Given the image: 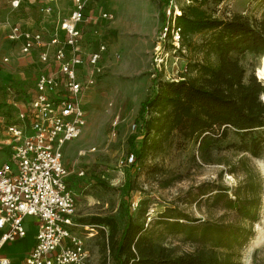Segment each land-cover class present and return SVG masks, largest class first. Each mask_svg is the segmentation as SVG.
<instances>
[{
    "label": "rangeland",
    "instance_id": "obj_1",
    "mask_svg": "<svg viewBox=\"0 0 264 264\" xmlns=\"http://www.w3.org/2000/svg\"><path fill=\"white\" fill-rule=\"evenodd\" d=\"M102 1L108 2L109 10L113 14L110 20L111 39L102 60L104 72L83 92L81 98L87 114L86 126L79 138L64 149L67 180L70 183L71 178L75 179L78 187L74 190L76 219L85 225L94 216L112 217L121 231L127 214L131 213L136 220L145 223L146 234L153 240L164 243L176 253L192 251V245L184 241L181 235L168 234L162 222L166 220V216L173 215L175 209L192 219L232 220L233 213L214 204L212 196L216 193V187H229L232 191L242 181L243 175L239 166L237 173L228 172V164H236L242 154L223 151L216 157L217 162L201 165H195L191 158L192 145L181 150L172 149L165 155H157L155 159H149L147 164L157 163L170 171L173 177L182 175L181 179L166 188L160 187L154 180L159 175L150 176L137 166L127 164L128 155L135 152L130 145V138L137 135V128L133 124H136L140 103L152 92V80L154 77L162 80L179 79L187 73V63L195 59V56L191 50L174 49L169 41L158 44L159 32L166 19L167 0H163V4L158 0H150L153 5L159 3L158 7L155 6L157 21H148L144 29L124 20L119 25L114 24L124 15L120 4L114 7L112 0ZM72 2L73 0H61V3L60 0H55L54 3L48 0H28L25 8L13 12L10 7L11 0H0V13L19 19L31 15L37 18L34 19L36 23L42 22L41 15L44 13L49 25H52L51 23L56 24L69 15ZM184 4L185 0H176L178 7ZM46 6L51 7L49 12L43 10ZM208 8L214 9V13L223 18L234 13L264 18V0H224L218 5L209 4ZM95 14L96 10L88 2L86 17ZM90 26L88 22L83 26L85 44L90 36ZM202 37L203 35L196 34L192 40L199 43ZM0 40V60L3 56H8L9 65L16 63L19 66V52L8 46L2 34ZM260 58L261 55L245 56L242 62L246 79L253 73L261 80L257 75ZM36 69L32 70V74L31 69L25 67L17 68L16 71L10 70L18 77L32 80ZM261 82L264 85L262 80ZM30 85V82L23 81L20 87L30 88ZM4 101L5 95L0 89V117L7 120L12 114L5 107ZM245 156L250 160L251 168L262 176L263 203L259 220L254 225V237L242 251L241 261L242 264H264V156ZM80 171L82 175H79ZM127 177L135 187L132 191L126 187ZM201 190L208 194H201ZM78 232L83 236L88 235L83 227H79ZM92 233L93 235L86 238L90 263L102 264L99 229Z\"/></svg>",
    "mask_w": 264,
    "mask_h": 264
},
{
    "label": "trees",
    "instance_id": "obj_2",
    "mask_svg": "<svg viewBox=\"0 0 264 264\" xmlns=\"http://www.w3.org/2000/svg\"><path fill=\"white\" fill-rule=\"evenodd\" d=\"M222 1L185 0L179 7L178 51L191 50L195 59L179 79L152 80V92L140 103L135 119L137 135L130 138L135 149L131 166L159 175L154 180L166 188L182 175L173 177L157 163L147 164L157 155L192 145L191 158L201 165L217 162L223 151L242 154L236 164H228L230 174L241 168L242 181L232 191L216 187L212 196L214 204L233 213V219H192L175 209L162 222L164 229L193 247L176 253L147 236L145 223L131 213L121 231L112 217H91L89 224L107 229L99 228L102 264H242V251L254 237L263 203L262 176L245 155L264 156V85L253 73L246 79L242 61L247 54H264V18L241 13L219 17L208 5ZM196 34L203 35L199 43L192 40ZM69 185L73 191L78 188L73 178ZM126 187L135 189L128 177Z\"/></svg>",
    "mask_w": 264,
    "mask_h": 264
},
{
    "label": "built area",
    "instance_id": "obj_3",
    "mask_svg": "<svg viewBox=\"0 0 264 264\" xmlns=\"http://www.w3.org/2000/svg\"><path fill=\"white\" fill-rule=\"evenodd\" d=\"M88 2L96 10L89 18L85 15ZM11 6L18 8L20 0H11ZM99 6L98 0H73L69 15L58 21L49 36L43 29L7 23L11 45L43 66L36 69L31 88L20 87L11 77L0 78L5 107L12 114L7 120L0 117V264L12 263L1 249L25 238L30 226L34 244L17 264H91L86 238L97 228L107 230L78 222L75 192L64 167L65 147L79 138L87 123L81 96L104 72L107 44L96 31V20L110 19L112 14ZM165 8L158 44L169 41L179 49L176 0H167ZM43 10L49 12L51 7ZM87 22L91 26L85 44ZM9 62V57L2 58L3 65ZM134 158L130 153L127 164ZM79 227L88 235L80 234Z\"/></svg>",
    "mask_w": 264,
    "mask_h": 264
},
{
    "label": "crops",
    "instance_id": "obj_4",
    "mask_svg": "<svg viewBox=\"0 0 264 264\" xmlns=\"http://www.w3.org/2000/svg\"><path fill=\"white\" fill-rule=\"evenodd\" d=\"M54 1L55 0H48V2H50V3H54ZM100 1H98V2H99V5L101 6V10L104 12H108V13L112 14V11L109 10L108 2H103L102 0H100ZM112 1L114 3V7H117V5L120 4L122 12L124 13V15L121 17V19L118 20L117 22H115L114 24L119 25L120 23H122L121 20H124L125 22H127L133 26H139L142 29L145 28L146 23H148V21H152V22L157 21L156 18L158 16V14L156 13V7H158L159 3L163 4V0H158L159 3H155L154 5H153V2H150V0H112ZM132 1L134 3L140 4L139 8L135 9L133 7H128L127 3H131ZM27 2H28V0H20V6L18 8L14 9L10 5L11 10H13V12L20 11L23 8H25ZM60 3H61V0H60ZM28 8L29 7H27V9ZM24 12H26V11H24ZM12 15H15V14H12ZM41 17H42L41 18L42 22L36 23V21H34V19H37V18L33 17L31 15H28L26 18L19 19V18H15V16L7 17V16L0 13V20H1V22H0V34H2L4 36V38L6 39V41L8 43V46L10 45L11 47H13V46L11 45L9 40L7 39V32H8V26H7L8 24L7 23H19V24H21V26L23 28L28 29V30L43 29L46 32V36H49V33L51 31H53V28L58 26V24L57 23L56 24L51 23L52 25H49V23H48L49 21L47 20L48 18L44 13L41 15ZM110 20H111V18L110 19L109 18H106V19L105 18H98L96 20V22L98 24V27H97V31L99 33L98 35L101 36V38L107 44V47H108L109 41L111 39L110 28H111L112 23H110ZM36 24L41 26V27L37 26ZM1 43L2 42L0 40V50H1ZM13 49H16L19 52V54L21 55V58L18 60L19 66H16V63H13V65L12 64L9 65L10 63H8L7 65H3L2 64V58L5 57V56H3L0 60V78L5 77V76H7L8 78L11 77L12 79L15 80L16 84L19 86L21 85V82H23V81H28L32 85L33 79L32 80L31 79L26 80L24 78L18 77L14 73H12V71L10 69L15 70L17 68L25 67V68L31 69L30 74H32V72H33L32 70H34L35 68L43 66V64L41 62H39V60H37L36 57L29 56V55H23L22 53H20L18 48L13 47ZM31 78H32V75H31ZM1 82H2V80H1ZM34 235H35L34 228L32 226H30L28 228V233H27L26 237L23 239H19L15 242H12V243H6L4 245V247L1 249L2 254L5 256H8L11 259V261H12L11 264H17L27 254V252L32 248V246L34 244Z\"/></svg>",
    "mask_w": 264,
    "mask_h": 264
},
{
    "label": "bare ground",
    "instance_id": "obj_5",
    "mask_svg": "<svg viewBox=\"0 0 264 264\" xmlns=\"http://www.w3.org/2000/svg\"><path fill=\"white\" fill-rule=\"evenodd\" d=\"M128 7H133L135 9L139 8L140 4L134 3H127ZM257 75L258 77L264 82V54L261 55L259 65L257 67Z\"/></svg>",
    "mask_w": 264,
    "mask_h": 264
}]
</instances>
